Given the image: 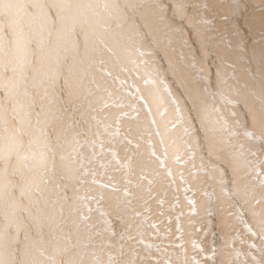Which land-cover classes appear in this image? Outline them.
Returning <instances> with one entry per match:
<instances>
[{"label": "snow or ice", "instance_id": "1", "mask_svg": "<svg viewBox=\"0 0 264 264\" xmlns=\"http://www.w3.org/2000/svg\"><path fill=\"white\" fill-rule=\"evenodd\" d=\"M208 10V0H0V264H216L217 260L219 264H264V52L259 87L246 78L241 84L236 64L227 58L239 33L232 29L226 37L215 32ZM245 10L243 0H237L219 15L230 25ZM130 11H140L152 20L165 39L178 38L172 41L176 47L169 65L181 89L172 98L173 113H179L172 127L185 124L186 143L191 145L195 139L211 156L227 161V167L213 164L209 168L219 188L212 196L219 202L222 244L217 247L213 241L205 247L202 240L192 239L195 255H185L183 260L179 256L173 259L168 247L144 243L146 229L153 230L147 235H157L160 230L151 216L144 215L151 211L149 200L132 190L131 180L121 189L111 176L106 183L98 179L103 175L100 169L106 172L109 167L116 171L127 168L131 173L133 154L124 147L126 163L121 164L111 146L122 134L119 127L110 131V119L120 123L110 110L123 105L113 99L114 92L107 86L105 77L112 72L104 67L108 63L105 49H112L97 26L111 33L115 44L123 43L129 61L137 68L143 64L150 77L159 75V67L144 59L151 54L142 50L143 33L122 31ZM3 18L8 19L12 35L13 53L7 60ZM21 21L33 30L31 35L20 26ZM185 30L200 42L198 57L186 47ZM48 45L57 52V67L44 71ZM61 52L73 54L68 76L60 71ZM156 82L154 78L144 80L145 85ZM29 85L36 91L30 92ZM5 99L13 102L11 119L5 116ZM241 106L246 109L243 117ZM33 128L38 135L30 130ZM25 136L29 137L27 144ZM37 141L44 148L39 184L25 178L21 169V162L30 158L25 152ZM121 143L133 144L127 136ZM64 145L72 151L60 155L67 163L57 172V149L63 150ZM176 161L181 163V156ZM17 174L20 184L10 178ZM133 200L142 203L134 206ZM157 204L162 206L164 201L157 200ZM121 205L122 210L117 211ZM48 208L53 212L46 214ZM205 211L207 216L215 215L212 208ZM45 221L49 222L47 238ZM30 224L35 225V234ZM65 226L71 230L65 231ZM176 233L174 240L181 243L170 241L169 247L186 253L179 223ZM237 239L247 244V251L234 248ZM153 248L158 256L153 255Z\"/></svg>", "mask_w": 264, "mask_h": 264}, {"label": "bare ground", "instance_id": "2", "mask_svg": "<svg viewBox=\"0 0 264 264\" xmlns=\"http://www.w3.org/2000/svg\"><path fill=\"white\" fill-rule=\"evenodd\" d=\"M243 2L246 10L233 17L230 25H226L219 13L229 5H235L237 0H208V19L213 21L211 27L214 28L215 32H223L226 37L229 36L232 29L238 31L239 38L235 40L233 48L228 51V61L236 64L235 74L242 77L241 84L244 83L246 78L258 88L260 57L261 53L264 52V0H243ZM3 22L5 24L4 51L7 60L13 53L12 35L11 30L7 27L8 19L3 18ZM180 23L179 20L176 21L178 26ZM20 26L23 27L26 33L31 35L33 30H30L24 21L20 22ZM134 29L143 33L144 47L142 50L151 54L144 57V59L148 60L152 67H159L158 76L150 77L143 64L139 68L132 64L123 43L115 44L112 34L104 32L103 29L97 26L98 34L102 33L101 38L105 40L108 48L112 49V51L105 49L104 58L108 60V63L104 67L112 72L111 77H105L108 81L107 86L109 91L114 92L113 99L118 100L123 105L121 108L113 107L110 110L114 116H118L120 119L119 125L112 119L108 121L112 123L110 131H115L119 127L122 134L114 138V144L111 146L118 152L121 164L126 163L124 147H128L130 153L133 154L131 173L128 172L127 168L116 171L114 167H109L106 172L104 169H100L103 175L99 176L98 179L106 183L108 177L111 176L119 181L118 187L121 189L126 186L128 180H131L132 190L149 200L151 211L144 213V215L151 216L152 221L157 222L160 230L157 235H147L153 230L146 229L147 238L144 243L168 247L169 252L173 253V259L179 256L183 260L185 255L188 257L195 255L190 244L192 239L202 240L205 247L211 246L213 241H215L217 247L222 244L223 233L221 232L219 202L215 196H212L214 191L217 194L219 193V188L211 178L212 173L209 172V168L213 164L220 168L227 167V161L211 156L207 147L198 145L195 139H192L191 145L186 143L188 137L184 130L185 124L178 123L176 128L172 127L174 116H179V113H173L172 98L174 95H178L181 89H179L177 78L169 71V65L170 58L174 56L173 50L176 47L172 41L178 38L173 36L171 40L165 39L158 26L140 11H130L129 17L124 21L122 31L132 33ZM185 33L184 42L187 49L198 57L200 55V42L197 36L187 30H185ZM236 45H239V47ZM35 46V43H33V48ZM47 48L49 50V61L44 66V71L57 67V52L52 50L51 45H48ZM72 56L71 52H61L59 54L60 71L65 76L69 75V67L73 63ZM28 76L31 78V71L28 72ZM253 76L256 77L254 81L252 80ZM149 78H154L157 82L145 85L144 80ZM28 90L30 92L36 91L30 85ZM140 97H143V99ZM4 106L6 118L11 119L14 115L12 112L13 102L5 99ZM245 111L246 109L241 106V117H243ZM124 113H127V115H124ZM152 120H155L156 123H151ZM13 123L16 124L17 122L13 121ZM32 123L35 125V116L32 118ZM129 128L132 129L131 133L128 131ZM30 130L38 135L35 128ZM4 135L6 137L7 133H4ZM125 136L132 140V145L121 143ZM28 139L29 137H24L26 144ZM4 143L7 146V139ZM137 144L139 147H134ZM42 151H44L43 145L40 141H37L30 152H25L30 158L21 162V169L25 178L34 180L37 184L40 183L42 174L40 165V153ZM71 151L72 149L68 145H64L63 150L57 149L55 159L57 172L67 163L60 160V155H66ZM152 153H155V156ZM177 155L181 156V163H177ZM107 159H111V155H108ZM12 162L16 164L15 157H13ZM160 162H163V164ZM49 164L51 165V161ZM168 173H171V175H168ZM181 174H183V179H181ZM142 176H146L147 179L141 180ZM10 178L17 184L21 183L19 174ZM137 184H139V187H135ZM186 189L190 190L186 191ZM121 199H123L122 196ZM160 199L164 201L162 206L157 204V200ZM189 201H193L194 204L190 205ZM115 203L119 204V201ZM140 203L142 201L133 200L134 206ZM206 208H212L215 215L207 216ZM58 210L59 205L55 208L56 212ZM116 210H122V205ZM138 210L143 211V209ZM236 211H241V209L237 208ZM51 212H53L52 208L46 209V214ZM160 212H163V215H159ZM178 223L183 229V243L185 249H187L186 253L180 249L169 247L170 241L181 243V241L174 240V235L179 234L176 233ZM30 227L33 234H35V225L30 224ZM51 227L55 228V224H52ZM197 228L200 229V232L196 231ZM205 229L208 231L202 237L201 233H204ZM68 230H71L70 226H65V231ZM43 231L47 238L49 233L48 221H45ZM234 235L240 236L239 233ZM247 247V244H241L239 239H237L234 246L235 249L240 251H247ZM151 251L153 255H159L155 248ZM197 259H200V257H197ZM216 264H219V260Z\"/></svg>", "mask_w": 264, "mask_h": 264}]
</instances>
